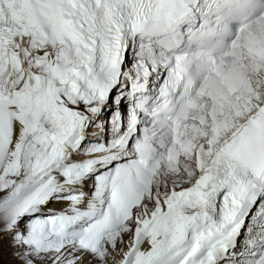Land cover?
I'll return each instance as SVG.
<instances>
[{
  "label": "snow or ice",
  "instance_id": "6c2138e0",
  "mask_svg": "<svg viewBox=\"0 0 264 264\" xmlns=\"http://www.w3.org/2000/svg\"><path fill=\"white\" fill-rule=\"evenodd\" d=\"M0 264H264V0H0Z\"/></svg>",
  "mask_w": 264,
  "mask_h": 264
}]
</instances>
